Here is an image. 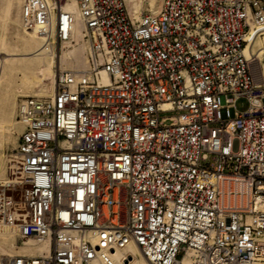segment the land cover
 Masks as SVG:
<instances>
[{
	"label": "built area",
	"instance_id": "1",
	"mask_svg": "<svg viewBox=\"0 0 264 264\" xmlns=\"http://www.w3.org/2000/svg\"><path fill=\"white\" fill-rule=\"evenodd\" d=\"M70 1L23 0L22 31L74 44ZM77 8L86 70L19 101L0 183V223L50 252L4 264H117L129 244L149 264H264V0Z\"/></svg>",
	"mask_w": 264,
	"mask_h": 264
},
{
	"label": "bare ground",
	"instance_id": "2",
	"mask_svg": "<svg viewBox=\"0 0 264 264\" xmlns=\"http://www.w3.org/2000/svg\"><path fill=\"white\" fill-rule=\"evenodd\" d=\"M12 0H7L6 4H10ZM23 0H14L12 3L15 4V7L18 9L22 6ZM21 10V7H20ZM67 11H71L76 16V22L74 25L76 42L74 44L65 45L61 50L68 49L72 47L70 52L63 51L61 54L56 55L54 52L53 42L50 40H45L42 37H38L32 33H22L30 37V40L23 41L21 46V51L24 52L23 55H16L14 51L10 50L7 46V43L4 39L0 40V52L4 56L0 58V130L7 133V137L10 139L11 132L13 129L19 130L22 133V124L20 121H16V102L15 97L9 93L8 87L10 84V76L12 70L17 65L20 68V71H23L21 83L22 85L28 87L29 89L32 86L37 87L44 81L54 80L56 76V70H54L56 65V59L58 66L62 70H74V71H84L86 70L85 54L86 49L84 43L81 42V35L83 25L79 20V10L77 8V0H71L66 6ZM7 12L5 13V18L7 17ZM16 45L19 42H15ZM261 40L258 38L253 43L252 52L257 55L258 62L255 63L257 75H262L264 78V61L262 53V44ZM36 58L44 60L41 67H37ZM35 70H38L35 72ZM103 83H108V77L103 73ZM47 83V82H46ZM45 83V84H46ZM50 84V83H49ZM51 86V85H50ZM49 86V87H50ZM52 90H47L42 87L39 89L38 94L35 96H40L39 98H52L54 95L55 89L54 84L51 86ZM36 89V88H35ZM32 96H24L23 98H29ZM16 127H13L15 126ZM4 135V134H3ZM6 160V159H5ZM5 161L3 155L0 157V183H6L8 180H11L10 170L13 169L11 164V159H8V172L5 167ZM17 178L13 179L14 181ZM18 234V228L9 225L0 223V237L4 235H11L14 238L16 243V235ZM0 251L3 254L0 257V264H4L10 257L8 254L4 253V250L0 248ZM20 254H24L30 257H36L40 254H49L50 247L47 241L45 242H33L29 241L24 244H21V247L18 251ZM114 261L117 264H149L147 260L142 255L140 249L136 244H129L124 250H118L115 255H112ZM184 263H189V260L185 259Z\"/></svg>",
	"mask_w": 264,
	"mask_h": 264
},
{
	"label": "rangeland",
	"instance_id": "3",
	"mask_svg": "<svg viewBox=\"0 0 264 264\" xmlns=\"http://www.w3.org/2000/svg\"><path fill=\"white\" fill-rule=\"evenodd\" d=\"M14 0L11 1V3L8 5L7 0H0V40L4 39L7 43V46L10 50L14 51L16 55H23L24 52L21 51V44L23 41L30 40V37L25 36L22 33L21 29V12L20 7L17 9L15 7V4L12 3ZM126 9L129 11L130 16L133 19H139V17L143 13H156L159 11V7L161 4V0H123ZM7 12V17L5 18V13ZM19 42L18 45H16L15 42ZM53 45V44H52ZM54 47V46H53ZM72 50V47L64 50H59L58 46L54 47V52L56 55L61 54L63 51L70 52ZM4 56L0 52V58H3ZM44 60L37 59L36 58V66L41 67ZM58 63L56 59V65L54 70H57ZM23 69V68H20ZM19 66H15L14 70H12L11 76H10V84L8 87V91L15 97L16 102V117L15 120L19 121L17 118L18 110L17 106L20 100L23 99L24 96H32V97H40L35 96L38 94L39 89L42 87L46 88L47 90H52L51 86L53 87L54 80L44 81L37 87L32 86V88H28L21 83L23 71H20ZM62 70V69H61ZM38 70H35L37 72ZM55 71V72H56ZM47 82V83H46ZM46 83V84H45ZM50 83V84H49ZM51 85V86H50ZM50 86V87H49ZM36 88V89H35ZM29 97V98H32ZM247 107V104L245 101H238L237 102V108L239 110H245ZM13 127H16L13 126ZM4 134V135H3ZM11 137L10 139L7 137V133L0 130V157L3 155V159L6 162L5 167L8 172V159H11V157L14 155L15 147L17 145L18 137L21 134L19 130L13 129V132L10 133ZM6 159V160H5ZM17 240V235H16ZM21 247V244H19L17 241L15 243L13 236L11 235H4L0 237V248L4 250V253L8 254L10 257H16L17 255H24L20 254L18 251ZM3 254V252L0 251V257ZM9 259V258H8Z\"/></svg>",
	"mask_w": 264,
	"mask_h": 264
}]
</instances>
